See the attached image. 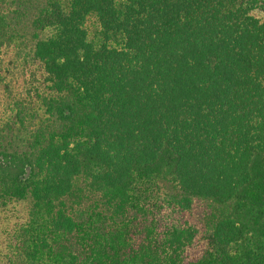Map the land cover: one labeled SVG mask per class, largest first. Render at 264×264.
I'll use <instances>...</instances> for the list:
<instances>
[{"label": "trees", "instance_id": "1", "mask_svg": "<svg viewBox=\"0 0 264 264\" xmlns=\"http://www.w3.org/2000/svg\"><path fill=\"white\" fill-rule=\"evenodd\" d=\"M0 210V264H264V0H0Z\"/></svg>", "mask_w": 264, "mask_h": 264}, {"label": "rangeland", "instance_id": "2", "mask_svg": "<svg viewBox=\"0 0 264 264\" xmlns=\"http://www.w3.org/2000/svg\"><path fill=\"white\" fill-rule=\"evenodd\" d=\"M86 27H87V30H88L90 36H93L98 30V24H97V21L95 20V18L90 17L86 22ZM4 214L5 213L0 210V228L4 225V223H3Z\"/></svg>", "mask_w": 264, "mask_h": 264}]
</instances>
